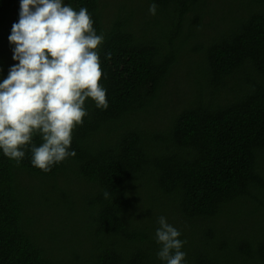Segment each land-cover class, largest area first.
<instances>
[{"label": "trees", "instance_id": "obj_1", "mask_svg": "<svg viewBox=\"0 0 264 264\" xmlns=\"http://www.w3.org/2000/svg\"><path fill=\"white\" fill-rule=\"evenodd\" d=\"M64 3L104 35L109 107L86 100L76 155L50 172L30 147L19 164L0 150V264H166L160 216L184 264H264V0ZM19 12L0 0V82L18 63L7 41ZM180 83L193 89L170 98ZM43 188L67 216L56 235L40 224Z\"/></svg>", "mask_w": 264, "mask_h": 264}, {"label": "clouds", "instance_id": "obj_2", "mask_svg": "<svg viewBox=\"0 0 264 264\" xmlns=\"http://www.w3.org/2000/svg\"><path fill=\"white\" fill-rule=\"evenodd\" d=\"M156 12L152 3L149 13ZM8 39L18 63L0 82V150L19 164L30 147L32 165L47 173L76 155L70 150L73 132L88 115L86 100L99 109L109 107L100 83L105 38L97 34L87 8L77 11L64 0H20L19 21ZM35 136L42 140L38 147ZM158 224V258L184 264L181 233L164 216Z\"/></svg>", "mask_w": 264, "mask_h": 264}, {"label": "rangeland", "instance_id": "obj_3", "mask_svg": "<svg viewBox=\"0 0 264 264\" xmlns=\"http://www.w3.org/2000/svg\"><path fill=\"white\" fill-rule=\"evenodd\" d=\"M19 21V13H18V17H17V22ZM10 45V49H9V55L13 56V48L15 47V45L11 44L9 41H7ZM180 72V71H179ZM178 72V73H179ZM178 87L180 89L175 90V89H171V91L169 92V97L170 98H174L175 96L177 97V95L179 96H183L186 97L187 94H189V90L193 89V85L190 86H186L184 83H180L178 85ZM176 99H172L173 103H169L168 106L165 108V111H168L170 108H172V106L175 104L177 105ZM163 116L164 114L160 111L158 114L153 115L152 119L154 121H163ZM166 112H165V118H166ZM41 191L44 192L45 194V198H40V202L44 205L45 209L44 210H40L41 212V226L42 228H46L50 233H52V235H56V233H59V227L61 226V223L65 220V218L67 219V216L64 212L59 213V190L56 191L55 193H53L52 190L50 189H42ZM39 208V207H38ZM46 242L51 243L50 242V238L46 239ZM54 247L55 243L52 244ZM59 248V244L57 245ZM54 253L59 255V250H57V248H55Z\"/></svg>", "mask_w": 264, "mask_h": 264}]
</instances>
